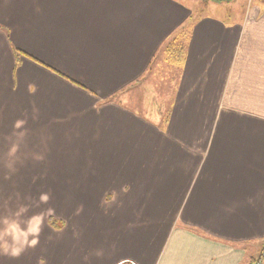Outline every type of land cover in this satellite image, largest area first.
I'll return each mask as SVG.
<instances>
[{"label": "crops", "instance_id": "obj_1", "mask_svg": "<svg viewBox=\"0 0 264 264\" xmlns=\"http://www.w3.org/2000/svg\"><path fill=\"white\" fill-rule=\"evenodd\" d=\"M263 251L264 3L0 0V264Z\"/></svg>", "mask_w": 264, "mask_h": 264}, {"label": "rangeland", "instance_id": "obj_2", "mask_svg": "<svg viewBox=\"0 0 264 264\" xmlns=\"http://www.w3.org/2000/svg\"><path fill=\"white\" fill-rule=\"evenodd\" d=\"M256 1H259V2H262V3H264V0H256ZM146 82H150V81H146ZM159 81L158 80H156V79H154V80H151V85H152V87H154V97H156V98H158L161 94L162 95H164V96H167V94H163V93H166L167 92V88H166V86L163 84H161L160 86H159V83H158ZM161 83V82H160ZM150 88V87H149ZM152 90V89H151ZM151 90H149V91H151ZM159 91H160V93H159ZM158 96V97H157ZM46 196H42V199H44ZM46 217V214H45V212H44V214L42 215V219H44ZM262 258H263V256L260 254L259 255V257L257 258V261L258 260H262ZM263 261V260H262ZM263 263H264V261H263Z\"/></svg>", "mask_w": 264, "mask_h": 264}, {"label": "trees", "instance_id": "obj_3", "mask_svg": "<svg viewBox=\"0 0 264 264\" xmlns=\"http://www.w3.org/2000/svg\"><path fill=\"white\" fill-rule=\"evenodd\" d=\"M219 1V0H218ZM51 223H52V225L54 226V227H60L61 226V224H62V222H60V223H58V221L57 220H55L54 218H52L51 219ZM262 256H263V260H264V251L262 252V254H261Z\"/></svg>", "mask_w": 264, "mask_h": 264}, {"label": "built area", "instance_id": "obj_4", "mask_svg": "<svg viewBox=\"0 0 264 264\" xmlns=\"http://www.w3.org/2000/svg\"><path fill=\"white\" fill-rule=\"evenodd\" d=\"M262 260H263V259H262ZM262 260H261V259L258 260L255 264H264V263H263L264 260H263V261H262ZM131 264H136V263H135V262H131Z\"/></svg>", "mask_w": 264, "mask_h": 264}, {"label": "clouds", "instance_id": "obj_5", "mask_svg": "<svg viewBox=\"0 0 264 264\" xmlns=\"http://www.w3.org/2000/svg\"><path fill=\"white\" fill-rule=\"evenodd\" d=\"M36 243V241L35 240H33L32 241V244H35ZM13 254H16V255H18L19 253H18V251L17 252H14Z\"/></svg>", "mask_w": 264, "mask_h": 264}]
</instances>
